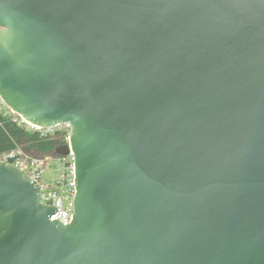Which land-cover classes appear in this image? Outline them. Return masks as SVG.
Segmentation results:
<instances>
[{"label": "water", "instance_id": "95a60500", "mask_svg": "<svg viewBox=\"0 0 264 264\" xmlns=\"http://www.w3.org/2000/svg\"><path fill=\"white\" fill-rule=\"evenodd\" d=\"M0 96L76 185L0 160V264H264V0H0Z\"/></svg>", "mask_w": 264, "mask_h": 264}, {"label": "built area", "instance_id": "2783aa9c", "mask_svg": "<svg viewBox=\"0 0 264 264\" xmlns=\"http://www.w3.org/2000/svg\"><path fill=\"white\" fill-rule=\"evenodd\" d=\"M0 114L9 116L18 125L25 127L29 131H37L41 136L55 134L56 131H67V143L70 134V123H61L52 128L39 127L33 125L23 116L15 113L8 107L0 96ZM17 156L13 164L22 169L25 174L37 181L40 186L41 203L56 206L58 212L52 215V220L58 219L63 223L71 221L74 213V200L76 195L75 185V155L70 149L66 155H54L47 153L43 156H33L17 148L9 152L0 154V160H5L8 156ZM57 162V166L50 165V161ZM55 172V175L46 176L47 172Z\"/></svg>", "mask_w": 264, "mask_h": 264}, {"label": "trees", "instance_id": "16d2710c", "mask_svg": "<svg viewBox=\"0 0 264 264\" xmlns=\"http://www.w3.org/2000/svg\"><path fill=\"white\" fill-rule=\"evenodd\" d=\"M67 131L41 136L37 131H29L18 125L9 116L0 114V154L21 149L33 156H43L67 143Z\"/></svg>", "mask_w": 264, "mask_h": 264}, {"label": "rangeland", "instance_id": "374dc122", "mask_svg": "<svg viewBox=\"0 0 264 264\" xmlns=\"http://www.w3.org/2000/svg\"><path fill=\"white\" fill-rule=\"evenodd\" d=\"M50 165L56 167V166H57V162L54 161V160H51V161H50ZM45 175H46V176H52V175H55V172H54V171H52V172H47V174H45Z\"/></svg>", "mask_w": 264, "mask_h": 264}]
</instances>
